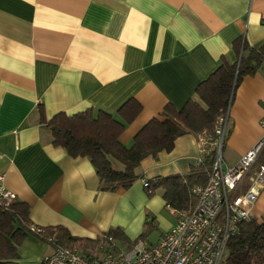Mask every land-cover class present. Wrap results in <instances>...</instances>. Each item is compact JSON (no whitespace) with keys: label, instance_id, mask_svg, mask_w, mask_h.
Returning <instances> with one entry per match:
<instances>
[{"label":"crops","instance_id":"crops-1","mask_svg":"<svg viewBox=\"0 0 264 264\" xmlns=\"http://www.w3.org/2000/svg\"><path fill=\"white\" fill-rule=\"evenodd\" d=\"M240 40L254 48L264 43V0H0V172L16 200L28 205L30 222L92 239L119 226L133 241L142 218L166 207L162 191L147 197L142 178L128 189L100 190L87 157H71L52 144L39 108L46 119L87 108L115 113L133 97L141 109L119 135L130 146L165 104L180 109L193 97L221 57L235 62ZM263 109L262 68L234 90L224 167L255 144ZM207 141L181 135L170 151L143 158L138 171L146 178L186 173L213 145ZM261 164L264 152L253 167ZM171 211L175 218L162 226L160 238L176 221ZM251 217H264V187ZM34 244L27 237L19 258ZM51 251L45 243L32 264Z\"/></svg>","mask_w":264,"mask_h":264},{"label":"trees","instance_id":"trees-1","mask_svg":"<svg viewBox=\"0 0 264 264\" xmlns=\"http://www.w3.org/2000/svg\"><path fill=\"white\" fill-rule=\"evenodd\" d=\"M235 50L238 57L235 62L221 57L219 65L197 84L193 97L180 109L165 104L158 117L151 118L134 134L130 146L123 145L119 135L141 109L133 97L123 101L115 113L87 108L71 115L58 112L46 119L39 108V120L51 132L54 146L63 148L71 157L89 159L99 178L100 190L128 189L142 178L145 194L153 196L161 190L165 205L178 217L188 213L196 202L192 187L206 183L215 156L214 146L207 145L196 167L182 174L146 178L139 173V164L147 156L170 151L175 139L186 133L201 135L208 143H214L215 126L229 109L241 78L263 68L264 43L254 48L240 40ZM28 213L29 207L24 202L15 200L7 207L0 205V264H16L17 248L27 237L51 246L76 247L84 254L101 240V237L73 236L62 226L37 227L30 222ZM146 220L150 222L149 214ZM104 235H111L128 248L136 243V239L129 241L119 226ZM220 264H264V217L261 220L251 217L239 223L226 242Z\"/></svg>","mask_w":264,"mask_h":264},{"label":"built area","instance_id":"built-area-1","mask_svg":"<svg viewBox=\"0 0 264 264\" xmlns=\"http://www.w3.org/2000/svg\"><path fill=\"white\" fill-rule=\"evenodd\" d=\"M264 69V57L262 58ZM261 135L240 155L237 163L223 166L222 143L228 126V109L215 126V156L204 185L192 187L196 202L154 244L136 242L122 248L111 235H102L91 254L76 247L54 245L36 264H220L228 238L240 222L251 218L252 207L264 187V164L253 167L264 148V109ZM16 195L4 185L0 172V205L9 206Z\"/></svg>","mask_w":264,"mask_h":264},{"label":"rangeland","instance_id":"rangeland-1","mask_svg":"<svg viewBox=\"0 0 264 264\" xmlns=\"http://www.w3.org/2000/svg\"><path fill=\"white\" fill-rule=\"evenodd\" d=\"M143 218L141 221V230L133 239H136V242L142 241L145 245H147L154 244L159 240L162 226L172 221L175 216L173 215L171 209L166 206L160 208L158 215L149 213V218L151 219L150 222L148 221L147 223V216ZM33 240L35 241L34 245L26 246L21 250V257L16 261V264H32V261L35 259V257L41 251L42 247L45 245V243L43 242L37 241L35 239ZM117 243L121 244L120 242ZM94 250L95 248L89 250L88 253L91 254L94 252Z\"/></svg>","mask_w":264,"mask_h":264},{"label":"water","instance_id":"water-1","mask_svg":"<svg viewBox=\"0 0 264 264\" xmlns=\"http://www.w3.org/2000/svg\"><path fill=\"white\" fill-rule=\"evenodd\" d=\"M253 219H255V217H252Z\"/></svg>","mask_w":264,"mask_h":264}]
</instances>
